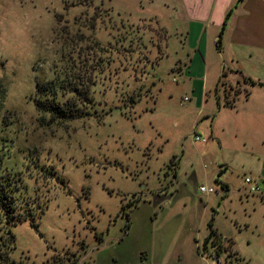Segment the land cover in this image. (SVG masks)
<instances>
[{
	"label": "rangeland",
	"instance_id": "obj_1",
	"mask_svg": "<svg viewBox=\"0 0 264 264\" xmlns=\"http://www.w3.org/2000/svg\"><path fill=\"white\" fill-rule=\"evenodd\" d=\"M179 4V0H0V155L25 184L16 193L17 211H23L24 202L32 203L36 223L26 217L11 226V259L27 264H138L136 241L147 239L151 217L143 213L136 221L135 215L127 233L120 211L144 182L150 189L159 178L167 181L163 170L169 160L182 167L198 161L202 148L196 150L206 142L194 137L205 135L209 120L203 112L215 103L211 98L202 109L196 107L172 68L184 54L174 33L182 20ZM120 17L138 26L128 33L136 49L130 57L119 53L114 42L124 34ZM79 34L81 41L76 40ZM92 39L103 49H91L93 55L106 64L95 73L88 113L70 121H41L33 102L36 79L53 78L63 67V53L75 56L78 47L88 52ZM207 57L204 82L212 87L219 74L217 58ZM226 72L219 90L230 96L246 86L241 75ZM234 163L238 165L228 173L235 188L247 185L243 179L251 176L249 163L244 157ZM199 173L198 183L204 184ZM211 186L220 189L215 182ZM177 212L175 208L171 215ZM235 218L242 223L243 211L238 210ZM258 219L259 228L238 232L230 216L218 214L214 225L233 236L228 246L232 252L208 256L210 264H264V211Z\"/></svg>",
	"mask_w": 264,
	"mask_h": 264
},
{
	"label": "crops",
	"instance_id": "obj_2",
	"mask_svg": "<svg viewBox=\"0 0 264 264\" xmlns=\"http://www.w3.org/2000/svg\"><path fill=\"white\" fill-rule=\"evenodd\" d=\"M236 1L179 0L182 20L174 33L184 54L177 58L172 68L183 79L196 107L202 109L211 98L215 103L203 112L209 125L201 137L205 138L206 145L196 150L202 148L198 161H189L186 167L176 161L166 166L163 170L168 174L166 182L159 178L150 189L144 182L140 191L124 203L125 212L129 211L127 217L123 216L127 220V233L135 215L136 221L143 213L151 217L147 239L136 241L138 264H210L209 242L202 250L209 234V222L222 245L233 243L232 235L223 234L221 226L214 225L218 214L230 216L238 232L259 228L258 218L264 211V0L237 2L222 30L218 52V32L229 7ZM213 54L219 74L209 87L204 82L208 70L206 61L207 56ZM227 69L262 85L249 87L247 96L240 93L232 106L225 105L223 91L216 87L221 72ZM228 75L226 72L222 77ZM209 139L211 141L207 142ZM208 145L209 155L206 154ZM185 152L186 146H183L182 156ZM243 157L249 163L251 183L257 184V191H249L250 184L245 181L247 185L235 188L228 173L238 165L235 160ZM197 170L202 172L204 184L198 183ZM216 177L221 181L219 190L198 189L200 185L212 187ZM175 208L178 212L171 215ZM238 210H242L245 217L242 223L235 218Z\"/></svg>",
	"mask_w": 264,
	"mask_h": 264
},
{
	"label": "trees",
	"instance_id": "obj_3",
	"mask_svg": "<svg viewBox=\"0 0 264 264\" xmlns=\"http://www.w3.org/2000/svg\"><path fill=\"white\" fill-rule=\"evenodd\" d=\"M239 1L240 0H237L231 7H229L225 15L222 26L216 38V49L218 52H220L221 50V34L226 20L228 19L232 8ZM106 12L107 16L110 17V11L107 10ZM120 18L121 21L119 27L123 28L124 34L123 36L117 37L114 42L115 44H119V46L116 47L120 49L118 51L119 53H123L125 55L127 54V56L130 57L132 54L136 53V49L135 46H131L133 40H131L132 37H130V35L128 36V33L130 30L137 31L138 26H134L130 22L124 23L122 21V17ZM90 26L93 27V21L90 23ZM80 34L76 39L78 41H81L83 39V35ZM71 40H73V37L71 38ZM70 48L72 49V47ZM73 48L75 49V46ZM86 48L89 49L88 52L83 50V48L78 47V49L75 50V56H73V54L71 53L69 54L70 51H68V54L63 53V55L65 56L63 67L59 71L57 70L53 78L45 81L36 79L33 102L36 110L40 114L39 119L41 121L45 120V118H47V122L70 121L88 113L89 105H91V103L93 102L91 87L96 82L95 73L97 69H99L100 71L101 68L106 64V62H104V60L100 57L99 59L95 58L93 52L91 51V49H99L103 51V49H101V46L98 45V41H96L95 39L90 40V45H87ZM161 55H159V57ZM225 74L226 71L223 70L221 72V77L225 76ZM242 80L246 85L245 87L235 89L230 96L227 91L223 92V104L232 106L233 101L238 94L242 93L243 95L247 96L249 93V87L256 84L262 85V83L246 76H242ZM216 88H218V85ZM3 161L4 160L0 155V264H27L22 260L16 261L11 259L10 257V251L14 247V234L11 231V226L16 221L23 220L26 217H31L32 224L36 226V223L34 221V213L31 206L32 203L28 204L24 202V205L22 206L23 211H17L18 196L16 195V193L18 191H22V189L25 188V184H22V176L18 175V172L16 171L14 173L11 169L12 167L9 168L6 164L3 163ZM169 161L170 163L168 164V166L174 164V160L171 159ZM50 174H53V171ZM58 180H60L61 183L63 182V179L60 177L58 178ZM215 183H221L218 177L215 178ZM221 185L224 186L223 183ZM41 209L42 206L40 210ZM124 209L122 207L120 214L121 216L127 217V213ZM208 226L209 234L204 240L202 250L206 249L207 243L209 242L211 248H214L213 250L215 255L212 256V254L209 252L207 253L208 256H212L215 258L218 256L221 250L228 251V254L231 253V249L228 248V246H231V243L222 245L219 237H217L215 229L211 227V222L208 223ZM95 235L99 237L97 233H95Z\"/></svg>",
	"mask_w": 264,
	"mask_h": 264
},
{
	"label": "built area",
	"instance_id": "obj_4",
	"mask_svg": "<svg viewBox=\"0 0 264 264\" xmlns=\"http://www.w3.org/2000/svg\"><path fill=\"white\" fill-rule=\"evenodd\" d=\"M173 80H175V79L173 78ZM194 139H195V140H198V141H202V142L205 141V138H201L199 135H195ZM244 181H245V183H249V184H250L249 191L254 192V191H257V190H258V186H257V184H255V183H251V179H250V177L246 176V177L244 178ZM198 189H199L200 191H207V192H213V191H214V189H213L212 187H206V186H204V185H200V186L198 187Z\"/></svg>",
	"mask_w": 264,
	"mask_h": 264
}]
</instances>
